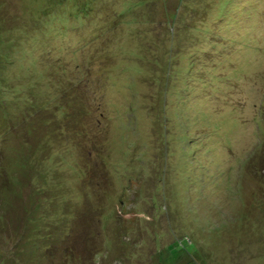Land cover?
Listing matches in <instances>:
<instances>
[{
    "label": "rangeland",
    "instance_id": "rangeland-1",
    "mask_svg": "<svg viewBox=\"0 0 264 264\" xmlns=\"http://www.w3.org/2000/svg\"><path fill=\"white\" fill-rule=\"evenodd\" d=\"M0 264H264V0H0Z\"/></svg>",
    "mask_w": 264,
    "mask_h": 264
}]
</instances>
